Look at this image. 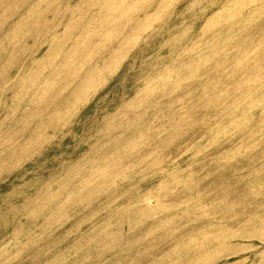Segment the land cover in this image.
<instances>
[{"label": "rangeland", "instance_id": "rangeland-1", "mask_svg": "<svg viewBox=\"0 0 264 264\" xmlns=\"http://www.w3.org/2000/svg\"><path fill=\"white\" fill-rule=\"evenodd\" d=\"M0 264H264V0H0Z\"/></svg>", "mask_w": 264, "mask_h": 264}]
</instances>
